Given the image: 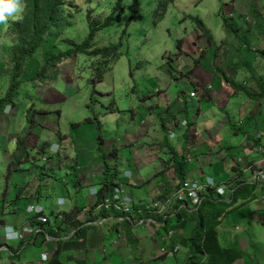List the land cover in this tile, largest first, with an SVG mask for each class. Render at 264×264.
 Returning <instances> with one entry per match:
<instances>
[{
	"label": "rangeland",
	"instance_id": "rangeland-1",
	"mask_svg": "<svg viewBox=\"0 0 264 264\" xmlns=\"http://www.w3.org/2000/svg\"><path fill=\"white\" fill-rule=\"evenodd\" d=\"M80 1H82V9L85 10L87 3L85 0ZM139 1V11L132 20L133 0H123V11L116 12V15L120 16V20L116 19L113 25L98 33L99 43H117L121 38L123 42L121 47L123 55L113 65L112 70L105 74L102 81L93 82L89 69H82V58H78L76 64L73 63V58H70L58 66L60 72L57 78L51 69L46 77H40L37 86L33 79L24 82L21 86L20 96H15L10 107H6L8 114H5L0 121V225L2 221L9 220L8 222L18 226V229H22L30 215L34 214L26 211V208L30 204L29 200L37 198V184L34 180L36 173L40 178L50 181L48 184L44 181L42 188L53 190L50 193L51 196L46 194L48 191L45 190L44 194L47 197L41 202L42 205H45L47 200L50 201V207L46 206L48 212L51 208L57 212L58 207L72 211L77 203L86 204L87 208L91 209L87 186L84 185L85 188L77 193L73 186H69L73 182L67 184L63 182V179H77L80 175L82 178L88 175L90 179H95L97 169L102 167L105 159L112 165L117 163L124 171L125 157H129L125 154L124 148L134 138L128 134L130 125L127 124V120L130 116L146 118L148 127H152L150 134L160 137L162 135L164 137L165 134L168 142L183 153L185 141L183 132L175 127L171 130L174 132V136H171L168 132L169 127L163 130L160 127L162 123L160 109L157 110L151 106L156 103L162 106L161 113L168 112L167 105H172L174 101L172 95L176 84H185L187 94L183 97L186 104H180V106H184L183 109L178 110L179 106H177V109L173 107L171 111H173L172 114H178V117H186L190 122H196L198 134L194 130L193 133H189L193 134V138H198L195 144L200 140L203 142V139H208V136L218 135L219 127L216 132L208 131L210 126L214 125L212 121L215 120L214 113L210 109L207 110V114H210L207 121H202L196 116V111L192 107L196 98H192L188 92L192 85L188 81V74L191 71L194 76L200 78V70L205 71V68L208 67V70H213L216 74L210 77L205 73V77H209V82L215 86L220 79L221 72L216 67L221 66V70H224L221 61L222 54H251V56L260 54L259 51L264 48V33L252 31L257 36L251 44L239 48V40L236 37L231 38L224 27L223 14L227 16L228 21L234 27L253 29L258 20L249 11L251 4L253 2L264 17V0ZM116 3L117 0H94L96 7L94 13L107 16L113 12ZM83 17V13L77 14L75 26L70 30V38H83L87 34L88 27L87 23L83 21ZM195 18H199L205 23L210 31L211 40L207 35L202 34ZM0 40L2 43H10L12 38L7 30L3 31ZM215 54H219L215 58L216 64L213 63ZM3 56L4 54H2ZM44 56L42 54L27 63L24 77L37 71ZM202 56V67L198 69V66L195 67V62ZM229 58L236 62L234 55ZM229 60H224V62L226 61L225 66L228 68ZM251 63L255 68L263 69L262 75H264V59L258 58L257 63H253L251 59ZM249 68L251 67L244 64L237 72L233 69H229V71L235 80L237 74L233 71L238 73L241 82L246 81L247 85H244L251 92L253 88L256 90L257 86L252 79L253 71ZM8 71L7 64L4 59H1L0 84L4 81L6 87L8 81L5 79ZM170 72L175 74L174 86L167 82V77H172ZM162 85L167 88L169 95L154 94V89L162 87ZM179 87L180 93H183L182 87L184 86L179 85ZM256 92L258 93L259 89ZM208 101L211 100H207L204 104L210 103ZM218 101L219 99L214 100L211 104L214 106L213 111H216L221 120H224L223 123H226L224 131L222 130L223 137L225 140L240 141V150L224 152L221 148H214V152L217 155L219 153L217 163L221 168H212V170L208 165L211 163L205 164V160L200 159L202 154L195 153L194 163L187 165L188 176L192 173L195 180L187 176L186 179L197 181L196 177L199 174L195 170L204 168L202 174L207 177L212 172V178L225 190L221 195L228 197V190L235 185V181L239 178V170H242L244 176L249 180L254 179L257 172L264 171V157L254 154L251 150L253 139L245 134L246 131H251L253 137L259 129L264 130V100L253 102L249 96L243 95L233 103L234 107H223L225 109L222 110H228L226 111L229 117L227 113L218 108L220 102ZM30 107L40 110L41 113L37 115L39 122L33 133L26 136L23 128L28 123L26 116ZM151 114L154 123H151ZM169 116L167 117V119L169 118L168 122L173 120ZM250 117H254L255 120L250 121ZM243 118H246L244 122H242ZM230 119L235 125L238 124L236 128L239 129V132L233 131ZM98 122L101 124L100 127H98ZM144 125L146 126V124ZM141 129L140 131L144 132L143 127ZM153 129H156L155 132ZM190 129H193L191 125ZM136 130L139 131L138 128ZM235 134H238L236 138ZM19 137L21 142L18 147L15 141ZM150 139L147 138L146 142H150ZM143 141L145 139L140 138L134 145L142 144ZM53 143L58 144L59 152H52ZM118 151H121L122 155L118 154ZM44 155L51 157L49 162L43 160ZM121 160L122 163L119 162ZM51 162L57 166H51ZM26 164L30 167H24ZM158 164L160 163L158 162ZM9 167L11 169H8ZM166 167V164H163L159 173H164ZM44 171H48L50 176H47ZM68 171H71L72 174H68ZM139 172L144 176L142 171ZM144 172L147 177L155 173L148 169ZM123 175L125 176V174ZM175 179V184H178L179 178L176 176ZM16 181L20 186L24 187L25 185L28 191L25 192L27 196L20 200H17L18 197L13 191L9 193V189L15 186ZM155 183L151 182L148 184L149 186H131L130 188L129 183L124 181L123 188L130 191L129 196L134 200L133 206L140 210V212H136L137 217L142 215L145 218L158 219L160 216L165 217L173 214V207L178 199L177 195L174 193L164 195L165 189L169 185L161 180L157 186L154 185ZM174 187L176 190L177 185ZM256 195L254 200L244 203L230 212L219 227L223 237L231 235L228 238H238L241 247L246 251L251 247L248 243V234L254 237L255 243L261 242L264 245V187H258ZM58 197L64 198L65 206H55L52 199H58ZM185 200L186 198H184ZM140 218L142 217H138V219ZM55 219L59 220L60 217L53 214L50 222L55 223ZM172 221L170 222L172 227L169 228L167 235L158 233L157 228L152 224H135L128 229H110L113 224H102L97 221L91 224L93 227L89 232L92 230V233L88 231V233H83L81 239L83 238L84 241L80 244H84L88 240L95 243V236L99 235L97 242L100 245H90L73 252H63L67 256L65 264H127L129 262L136 264V256L140 254L143 257L137 260L138 264H177V258L185 254L180 240L188 234L186 232L188 226L183 223L174 226ZM67 223L62 225L65 229L64 234L67 232L66 236L63 235L65 239L71 236L75 230L74 223ZM93 237L94 240H92ZM174 239L177 243L179 242L175 244V248L180 251L176 258L171 251H175V248L170 246ZM19 240L28 241L31 238L25 235ZM14 241L4 243L17 247L16 242L18 241ZM0 243L2 242L0 241ZM72 245L74 246V244ZM57 246L56 242L47 240L44 242L39 236L36 242H31L28 245L21 244L20 249L15 248V255H10L5 247H2V251L0 247V252L2 251L0 264H45L44 254L52 256ZM69 247L71 244L63 245L65 250H68ZM249 252L253 255L252 250ZM261 254L263 255V253Z\"/></svg>",
	"mask_w": 264,
	"mask_h": 264
},
{
	"label": "trees",
	"instance_id": "trees-1",
	"mask_svg": "<svg viewBox=\"0 0 264 264\" xmlns=\"http://www.w3.org/2000/svg\"><path fill=\"white\" fill-rule=\"evenodd\" d=\"M19 3L21 5L19 18L7 17L5 22L0 23V39L4 30H7L12 38L10 43H2L0 40V60L4 59L9 68L5 79L8 81L7 87L4 81L0 84V121L5 114H8L6 113V107H10L15 96H20L21 86L24 82L33 79L37 86L40 77H46L51 69L54 72L53 75L57 78L60 72L58 67L60 64L67 62L70 58H73V63L76 64L77 59L82 58V69L88 68L93 82L98 83L104 79L105 74L112 70L113 65L123 55L121 51L122 38L117 43L109 42L107 44L99 43L98 38V33L113 25L116 19L120 20V16L116 15V12L123 11V0H117L113 12L107 16L94 13L96 10L94 0H85V3H87L85 10L82 9V1L80 0H19ZM139 8L140 1L133 0L131 20L139 11ZM249 11L258 20L253 29L236 28L228 21L227 16L223 14L224 27L231 38L236 37L239 40V48L251 44L257 36L252 31L264 33V17L259 13L253 2ZM82 13L84 14L83 21L87 23L88 32L83 38H70V30L75 26L77 14ZM195 20L202 34L207 35L211 40L210 31L205 23L199 18H195ZM259 53L264 56V48ZM2 54H4L3 57ZM42 54L45 56L37 71L24 77V69L27 63ZM252 79L257 84L259 92L250 93V96L260 101L264 99V75ZM232 83L234 84V82ZM236 87L241 88L242 85H237ZM198 90H200L201 98L211 100L210 92L206 87L202 85ZM31 110L32 112L30 113ZM27 113L26 119L28 123L23 130H25L26 136H29L38 124L37 115L41 112L30 107ZM100 125L98 122V127ZM231 126L234 132L239 131L234 123H231ZM250 137L253 138L252 136ZM256 141L259 142L258 139ZM15 142L17 143L16 146H20V137ZM173 154L168 160V164L172 163L174 173L179 178L178 187L186 179L188 162L185 153L178 154L174 152ZM103 155L106 154L103 153ZM48 159H51V157ZM103 168L104 177L91 184L98 189L96 202L91 206V209H87L86 204L77 203L72 211L66 208L57 211L62 215V218L59 220L55 219V223L49 221L48 224L39 223L40 221L36 222L33 219L35 216H30V224L32 226H39L44 231L48 229L49 235L59 238L57 248L45 264H65L66 260L64 257L66 254L62 251V241L79 240L84 231L90 230L93 227L91 224L97 221L112 218L114 223L110 229H128L138 222L136 212H123L114 207L106 208L103 205L106 199L113 198L116 188L125 181L117 163L112 165L105 159ZM43 179L41 177L40 181L42 182ZM79 180L80 178L69 185L73 186L77 193L79 189H83ZM165 183L169 186L165 189L164 195L172 193L175 195L177 189L175 190L169 182L166 181ZM39 187L41 189L42 185H39ZM258 187H264V179L249 180L244 176V172L239 170V178L235 181V185L228 190V197L215 193L214 187L207 186L201 191L198 204H193L189 198L185 202L177 199L172 215L160 216L156 220L157 223L147 222L146 224L154 225L158 233L163 235H167L169 228L172 227L170 223L172 220L174 226L182 223L187 224L188 229H186V232L188 234L180 240L185 249V254L177 258V264H264V245L261 242L255 243L253 236L248 234V243L251 246L249 250H252V255L249 250L246 251L241 247L238 238H228L231 235L223 237L219 231L224 218L230 212L256 198V189ZM54 211L52 208L51 213L53 214ZM129 216H131L133 221L129 220ZM66 222H68L67 224H75L73 234L67 239L64 238L67 232L64 234L65 229L62 227ZM34 236L35 238L41 236L44 242L48 240L42 231H38ZM24 243L27 244L29 242L19 241L17 247L3 243L0 247H6L10 255H15V248L20 249L21 244ZM176 243L175 239L172 240L171 248H175ZM171 251L175 256L174 258L180 253L178 249ZM137 256L135 259L136 264H138L137 260L143 257L142 254ZM127 264H132V262Z\"/></svg>",
	"mask_w": 264,
	"mask_h": 264
},
{
	"label": "crops",
	"instance_id": "crops-1",
	"mask_svg": "<svg viewBox=\"0 0 264 264\" xmlns=\"http://www.w3.org/2000/svg\"><path fill=\"white\" fill-rule=\"evenodd\" d=\"M233 55H234V57L236 59V62H234L233 59L229 58L230 56H233ZM203 56H205V54H203ZM203 56L198 58L197 61L195 62V67L198 66V69H200L202 67ZM216 56L218 57L219 54H217V55L215 54V57L213 56V58H214L213 59V63H215V64H216V62H215ZM259 56H261V57H259ZM263 57L264 56L262 54H253V56H251V54H224V55L222 54L221 61L223 62L224 70H221V66L216 67L217 69L219 68L218 70H220L221 72H220V79L218 80V82L216 83L215 86L212 85L209 82V79H210L209 77H205V73H207L211 77L212 75L216 74L215 71L208 70V67H206L205 71L200 70V78L194 76L192 74V72L190 71V73L188 74L189 75L188 81L192 85L189 88L190 90L188 89L189 90L188 92H190V96H191V92L192 91H195L198 94V96L196 94L195 97L191 96L192 98H196V102H194L193 106H192L194 108V110L196 111V116L201 118L202 121H207L209 119V115H210V114H207L208 113L207 110L210 109L211 112L214 113L213 114V118L215 117V120L212 121L214 125L213 126L211 125L210 129L208 131L216 132L217 127H219L218 129H220L218 131V135L214 134L211 137L208 136V139H206V140L202 138L203 142L200 140L196 144H195V141H197L198 138L197 137L193 138V134H189V133H193V130H194V132L196 134H198L197 130H196V127H197L196 122L195 121L190 122V120H188L186 117H178L179 116L178 114L177 115L176 114H172L173 111H171V108L174 107V109H177V106H179L178 110L184 108V106L183 105L180 106V104H184L186 102V100H184L183 96L187 94V92H186L187 89L185 87V84H178V85L176 84L174 86V84H175V81H174L175 74L174 73L171 74V72H170L172 77L168 76L167 77V82H169L171 85L174 86L172 98L175 101V103L173 101L172 105H167L168 112H163V113H161L162 112V106L157 105L156 103L152 104L151 106L153 108L157 109V110L160 109L159 114H160V119H161V122H162L160 127L163 128V130H165L167 127H169L168 132H171L172 129L177 127L179 130H181L183 132V136L185 137V141H184V145H183V153H185L186 155L189 154L191 156V158H192V160L190 162H188V163H192L193 164L194 161H195L193 156H194L195 153L197 154L199 152L200 154H202L200 156V159L202 158L201 160H205V164L206 163H211V164H208L209 168H211V170H212V168L218 169V168H221L220 164L217 163V158H218L219 153L217 155V153L214 152V150H215L214 148H221V150H224V152H228V150L229 151L232 150L234 152L237 149L240 150V147H239V142L240 141H234L233 139L225 140V138L223 137V131H224L223 129L226 126V123H223L224 120L222 121L221 118L219 117L218 113H216V111H213L214 106H213V104H211V102L213 103L214 100L219 99L220 102L218 101L219 102L218 103V108H220L221 110L225 109V108H223L224 106H228V108L232 107L233 103L237 99H240V97H242L243 95L249 96L250 100L253 101V102H259L258 100H255L254 98H252L250 96V93H257L256 91H257V89H259L257 84H256V86H257L256 90H254V88H253V91L249 92L247 87L244 85V84H246L245 83L246 81L241 82L242 80L238 77L239 75L236 72H237V70H239V68L242 65L246 64L247 66L251 67V68H249V70L253 71L252 73L254 75L252 76V78H258L259 76L262 75L263 69L260 70L258 68H255L254 65L251 63V59H252L253 63H257L258 62V58L264 59ZM228 59H230L229 60V62H230L229 63V68L225 66L226 61L224 62V60H228ZM229 69H233L234 71H236V72L233 71V73L237 74V76H235L236 80H235L234 76H232L230 74ZM163 80H164V77H163L162 81ZM239 80H240V82H239ZM232 82H234V84ZM230 83H232V84H230ZM179 85L184 86V87H182V89H184L183 93H180ZM202 85L204 87H206V89L210 92L211 101H208L210 103L204 104L207 100L201 98V96H200V90H198V89ZM237 85H242V87L241 88L240 87H236ZM192 87H193V89H191ZM169 89H170V87H169ZM153 92H154V94H159V96L169 95V94H167V92H168L167 88L165 86H163V85H162V87H156V89H154ZM177 93H178V95H176ZM223 94H226V95L224 96ZM262 100H264V99H262ZM240 106H241V104H240ZM226 110H222V111L227 113L228 110L227 111ZM169 115L171 116V119H173V120L168 122L169 118L167 119V117ZM227 116L229 117L228 113H227ZM152 117L153 116L151 114V123H154V119ZM231 118H232V116H231ZM250 118H251L250 121L251 120H255L254 117H250ZM245 119L246 118H243L242 122H244ZM183 120H187L188 121L186 123V126L182 125ZM127 121H128L127 124L130 125L128 127L130 129L128 134L131 137L134 136V138H133V141L131 143H129L128 146H127V144L125 145L126 147L124 148V152L129 157H125L126 161H125V163H123L124 171L121 170L122 171L121 173H122V177L124 178L126 183H129V187L130 188H131V186L132 187H135V186L141 187V185L149 186L148 184H150L151 182L152 183L156 182L154 185L157 186L159 184L158 182L160 180L163 181L164 183L166 181L169 182V184L172 185L173 187L175 185H177V184H175L176 183L175 182L176 181V179H175L176 178V174L174 173V167H173L172 163L170 165L168 164V160L170 159V157H172L174 155L173 154L174 152H177L178 154H180L182 151L181 150L178 151V149L173 144H170L168 142V139L165 138L166 137L165 134H164V137H163V135L160 137L159 135H156V134H155L156 136L150 134L152 127H148L149 124H148V121H146V118H143L142 116L136 117L135 115H133V116H130L129 120H127ZM258 121L260 122V120H258ZM188 123H189V125H187ZM230 123H233L231 121V119H230ZM144 124H146V126ZM190 125H191V128H193V129H190ZM236 125H238V124L236 123ZM142 127H143L144 132L140 131V130H142L141 129ZM137 128L139 129V131L136 130ZM155 130H154V132H155ZM259 131H264V130L259 129L256 132H259ZM246 132H245V134H247L248 137L252 135L251 131H246ZM196 134H194V135H196ZM237 136H238V134H235V138ZM140 138L143 139V140L145 139V141H143L142 144H138L137 146L134 145L136 143V141L139 140ZM147 138H151L150 142H148V143L146 142ZM260 141L262 143H264V138L262 140H260ZM190 142H192V143H190ZM122 146H124V145L122 144ZM16 149H17V147H16ZM113 152H115V151H113ZM118 152H119L118 154H121V151H118ZM29 155H30V153L28 154V156ZM259 155L261 156V154H259ZM77 159H78V157H77ZM210 160H211V162H210ZM119 162L122 163V160L119 161ZM158 162L160 164H158ZM29 163H31V162L29 161ZM157 164H158V166H157ZM163 164H166V166H167L166 167V172L165 173H159V171L161 169L160 167H162ZM55 165L57 166V164H55L54 162H51V166L56 167ZM127 165H128V167H127ZM24 167H30V166L26 164ZM58 167H60V166H58ZM8 169H11V168L9 167ZM147 169L150 170V171H153L155 173H153V174H151V175H149L147 177L145 172H144ZM203 169L204 168H202V169L197 168L195 170L196 172L198 171V174H199L198 177H196L197 181L198 182H200V181L203 182L201 184H204L205 180H206V177L202 174V170ZM128 171L130 172V176L129 177H125L123 175V173L126 174V172H128ZM139 171H142L144 176H146V177H144ZM187 171L189 172V170H187ZM44 172L47 174V176H50V173H48V171H44ZM188 172H187L186 176L191 178V179H193V176H192L193 174L191 173L188 176ZM58 173L60 175V170H59ZM210 174L212 175L213 173L210 172ZM30 175H31V177H33L32 174H30ZM85 175H87V174H85ZM95 175H96L94 177L95 179H93V178L90 179L88 177V175L85 178H82V175H80V177H78V178H80L79 181H80V185L82 186L81 188H85L84 187V185H85V186H87V190H88V187L92 186L91 184L93 182L101 180L104 177L103 165H102L101 168L97 169V173ZM34 180H35V183L37 184V186H36V191L38 192L37 193V198H32V200H29V203H31V202H42V200H44L45 197H47V195L44 194V191L46 189H44V188L40 189V187H39V185H42V184H40L41 183L40 177L37 175V173H36V178ZM193 180H195V179H193ZM45 182H47V184H48V182H50V181L47 180ZM174 189H175V187H174ZM81 190H83V189H81ZM9 191H10L9 193H11L12 191L14 193H16V196L18 197L17 200L23 199L24 196H27V193H25L27 191V189L25 188V185H24V187L20 186L17 181L15 183V186L12 189H9ZM46 191H48L46 194H49L51 196L50 193L53 190H51V191L50 190H46ZM20 193H21V195H19ZM33 197H35V196L33 195ZM35 200H37V201H35ZM52 200H53V203L56 206V198L55 199L53 198ZM49 203H50V201L47 200L45 202L46 206L50 207ZM8 221L9 220L2 221V223L0 225V241L2 243L6 242V232H5V227L6 226H12L13 228L16 227L17 230H18V226H16L15 224H12L11 222H8ZM103 223L104 224H106V223L113 224L114 221H113L112 218H108L105 221L103 220ZM28 224H30V218L28 219V221L24 225H28ZM134 226H135V224H134ZM87 231L89 232V230H87ZM87 231H84V232L86 233ZM91 231L89 233H92ZM29 238H31V237L29 236ZM37 239L38 238H35V236H34L28 242L29 243L36 242ZM98 239H99V235L95 236V243H92V242H90L88 240V241L84 242V244H80L81 242L84 241L83 238L82 239L80 238L79 240H64L62 242V251L63 252H73L75 250L82 249L85 246H90V245L99 246L100 244H98V242H97ZM92 240H94V237L92 238ZM47 241L48 242L53 241V242H56L57 244L59 242L57 240V238H49ZM2 243H0V244H2ZM16 243L19 244V241L16 242ZM29 243H27L26 245H28ZM64 244L66 246L71 244V247H69L68 250H65L66 248H63ZM72 244H74V246ZM65 257L67 258L66 255H65ZM65 257H64V259H65Z\"/></svg>",
	"mask_w": 264,
	"mask_h": 264
},
{
	"label": "built area",
	"instance_id": "built-area-1",
	"mask_svg": "<svg viewBox=\"0 0 264 264\" xmlns=\"http://www.w3.org/2000/svg\"><path fill=\"white\" fill-rule=\"evenodd\" d=\"M191 96L195 97L196 92L192 91ZM186 123L187 121L183 120L182 125H186ZM169 133L171 136H174V132L171 131ZM263 138H264V131L256 132L252 138L253 141L251 142L252 143L251 150L254 152V154H257V155L261 154V156L264 157V143L260 141ZM256 139H258L259 142L256 141ZM58 150H59L58 144H54L52 146V151L58 152ZM186 159H187V162H190L192 160L189 154L186 155ZM165 170L166 168L164 169V173L166 172ZM67 173L72 174L71 171H68ZM125 176L129 177L130 172L129 171L126 172ZM77 179H70V180L63 179V182L70 184V182L72 183L73 181ZM254 179L263 180L264 171L262 170V171L257 172L255 174ZM207 186L214 187L217 190V193L219 194H223L225 192L224 188L217 186V182L212 178V176H207L204 184H200V182L198 181H192L191 179H185L182 185L176 187L177 190L175 191V195H177L178 200L181 202H185L184 198L186 199L189 198L193 204H198L200 202V193ZM97 190L98 189L95 186H91L88 190L90 206H92L96 202ZM58 203L63 205L65 203L64 198L62 197L58 198ZM103 205L106 208L114 207L119 211L128 212V213L140 212V210L135 209V207L133 206L134 205L133 199L129 196V192L126 191L122 185L116 188L113 198L106 199ZM27 211L33 212L34 215L36 216L37 221L38 222L40 221V223L46 224L49 221V214L46 211L45 207L41 204H31L27 207ZM145 221L149 223H157L156 219H153V218H141L138 221V224L139 225L144 224L146 223ZM5 229L7 232L8 239H13V238L22 239L25 235H33L36 232V228L29 226V225L23 226V228L20 229L19 231H14L13 227L11 226H7ZM9 231L11 232L9 233ZM44 234L48 236L49 233L48 231H45ZM47 258H48V255L45 254L44 260H46Z\"/></svg>",
	"mask_w": 264,
	"mask_h": 264
},
{
	"label": "clouds",
	"instance_id": "clouds-1",
	"mask_svg": "<svg viewBox=\"0 0 264 264\" xmlns=\"http://www.w3.org/2000/svg\"><path fill=\"white\" fill-rule=\"evenodd\" d=\"M21 11V5H20V3H19V0H0V23H3V22H5L6 21V18L7 17H13V18H19V12ZM14 14H16L15 16H14ZM246 83V82H245ZM187 121V120H186ZM188 122V121H187ZM184 126H186V125H184ZM54 144H56V143H53V145ZM52 145V146H53ZM51 146V145H50ZM51 150H52V147H51ZM53 152V151H52ZM58 152H59V150H58ZM49 157H47L46 155H44V157H43V160L45 161V162H49V160L50 159H48ZM166 171V170H165ZM124 174V173H123ZM125 177H128V176H125ZM44 181H47V180H42V184H44ZM59 181V179L57 178V182ZM67 185V184H66ZM217 186H219L218 184H217ZM91 187V186H90ZM90 187H88V190H89V188ZM87 190V191H88ZM58 198H60V197H58ZM31 204H41V202H32V203H30L29 205H31ZM65 204H66V202L63 204V205H61V204H59L58 203V199L56 198V207H58V205H61V206H65ZM28 205V206H29ZM42 205V204H41ZM27 206V207H28ZM44 207H45V209H46V211H47V208H46V204L45 205H43ZM54 209V208H53ZM58 211H60V210H63V209H61L60 207H58ZM51 210H52V208L50 209V211L48 212V214H49V221H50V219H51V217L53 216V214H55L56 216H58V217H60V218H62V215H60L58 212H55L54 211V213L52 214L51 213ZM55 210V209H54ZM26 211H27V208H26ZM34 215V214H33ZM31 216V215H30ZM35 216V215H34ZM141 217L142 218H145V217H143L142 215H141ZM166 217V216H165ZM138 218V217H137ZM36 222H38L37 221V219H36V216L33 218ZM141 219V218H140ZM140 219H138V221L140 220ZM129 220L130 221H133L132 220V218H131V216H129ZM157 220V219H156ZM48 221V222H49ZM105 221V220H104ZM48 222L46 223V224H48ZM100 223H102L103 224V220H101V221H99ZM146 223H147V221H145ZM40 223V222H39ZM146 223H144V224H146ZM136 225L138 224V222L137 223H135ZM144 224H141V225H144ZM29 226H32L31 224H28ZM24 226H26V225H24ZM7 227V226H6ZM5 227V228H6ZM12 227V226H11ZM32 227H35V226H32ZM36 228V232L34 233V234H37L38 233V231H42V233H44L45 231H48V229H46L45 231H44V229L42 230V228L41 227H39V226H36L35 227ZM14 229V231H19L20 229H15V228H13ZM44 231V232H43ZM5 232H6V229H5ZM9 233H10V231H9ZM49 233V232H48ZM33 234V235H34ZM33 235H29L31 238L33 237ZM46 235V234H45ZM49 238H57V240H59V238L58 237H53V236H51V235H49L48 234V236H47V239H49ZM6 242L7 241H13V240H16V241H23V240H19V239H17V238H13V239H8L7 238V232H6ZM28 241H30V240H28ZM27 241V242H28ZM26 242V241H25ZM6 248V247H5ZM1 250H2V247H1ZM6 250H7V248H6ZM175 250H177L176 248H175ZM3 251V250H2ZM53 254V253H52ZM45 255V254H44ZM51 256H48V258L46 259V260H44V262H46L49 258H50Z\"/></svg>",
	"mask_w": 264,
	"mask_h": 264
}]
</instances>
